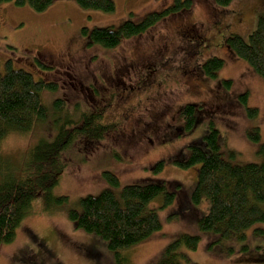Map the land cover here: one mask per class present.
<instances>
[{"label":"rangeland","instance_id":"obj_1","mask_svg":"<svg viewBox=\"0 0 264 264\" xmlns=\"http://www.w3.org/2000/svg\"><path fill=\"white\" fill-rule=\"evenodd\" d=\"M116 10L105 13L84 9L72 0H58L38 13L15 1L0 4V68L11 61L14 69L31 72L36 80L54 82L55 91L43 92L49 109L46 120L27 134H11L0 143V153L23 165L27 153L42 140L57 135L55 100L65 103V114L76 121L82 113L102 111L110 127L102 140L79 138L62 154L66 169L53 198L41 194L18 228L16 239L0 245V264H117L115 253L101 236L85 232L70 219L82 198L105 189L119 193L125 185L161 181L176 191L175 201L156 209L162 228L141 244L122 250L129 264H159L167 247L183 235L198 236L196 250H183L181 264H264V223L246 230L244 240L223 239L203 232L199 219L208 214L210 201L192 199L200 165L183 169L188 147L204 141L211 128L219 132L224 158L237 165L261 164L264 143V78L240 59L227 44V36L248 39L256 18L264 16V0H236L226 8L215 0H192L183 9L160 21L145 34L125 40L115 49L91 44L94 28H118L126 20L142 22L174 0H114ZM211 57L225 61L216 77L204 74ZM42 64V65H41ZM231 81L228 87L223 81ZM247 93L250 118L239 96ZM194 104L195 125L185 129L180 111ZM258 128L260 141L249 133ZM164 168L155 172L158 162ZM116 174L113 187L104 172ZM264 209V205H262Z\"/></svg>","mask_w":264,"mask_h":264},{"label":"trees","instance_id":"obj_2","mask_svg":"<svg viewBox=\"0 0 264 264\" xmlns=\"http://www.w3.org/2000/svg\"><path fill=\"white\" fill-rule=\"evenodd\" d=\"M15 1L16 5H29L33 11L42 13L58 0H0V4ZM84 9L113 13L114 0H72ZM236 0H215L218 7L226 8ZM192 0H174V4L160 12H153L140 23L126 20L118 28L101 27L89 32L91 44H99L105 49H115L125 40L149 31L151 27L183 9L192 8ZM257 27L248 39L238 34L227 36V44L233 52L246 61L253 71L264 78V16L256 18ZM42 65V64H41ZM225 61L211 57L202 65L208 77H216L224 68ZM228 87L231 81H223ZM57 90L54 82L36 80L31 72L14 69L11 61L0 68V143L11 134H27L36 124L47 119L49 109L43 101V92ZM250 118L258 115V109L247 104L248 94L239 96ZM53 110L56 115L57 135L52 140H42L27 153L23 165L13 164L0 153V245L12 243L18 228L31 213L32 205L39 195L47 202L56 204L67 201V197L53 198L66 164L60 159L62 154L79 138L102 140L110 130L104 125V113L93 111L82 113L79 121L65 114V103L55 100ZM194 104H187L180 111V119L185 129L195 125ZM249 133L250 139L260 141L258 128ZM219 142V132L211 128L204 141L188 147L184 160L174 163L188 169L200 165L199 177L192 199L197 203L202 196L210 201L207 215L199 219L203 232L220 235L223 239L246 238V230L258 223H264V143L259 154L261 164L237 165L224 158ZM165 166L160 161L154 168L161 171ZM105 179L113 187L120 186L118 176L104 172ZM163 198V207L171 205L176 199V191H170L161 181L147 184L125 185L119 193L105 189L97 196L88 195L81 199L80 209H71L70 219L76 227L88 233L101 236L108 242L109 249L115 253L117 264H129L122 250L141 244L162 228L156 209L149 205L155 199ZM200 238L183 235L170 244L164 259L159 264H181L186 258L183 250H196Z\"/></svg>","mask_w":264,"mask_h":264}]
</instances>
